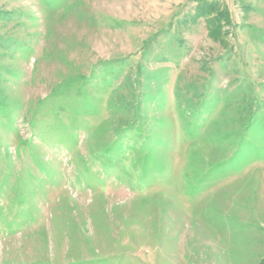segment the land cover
<instances>
[{
    "label": "rangeland",
    "instance_id": "374dc122",
    "mask_svg": "<svg viewBox=\"0 0 264 264\" xmlns=\"http://www.w3.org/2000/svg\"><path fill=\"white\" fill-rule=\"evenodd\" d=\"M204 1L222 36L200 0H0V264L264 259V0Z\"/></svg>",
    "mask_w": 264,
    "mask_h": 264
},
{
    "label": "trees",
    "instance_id": "16d2710c",
    "mask_svg": "<svg viewBox=\"0 0 264 264\" xmlns=\"http://www.w3.org/2000/svg\"><path fill=\"white\" fill-rule=\"evenodd\" d=\"M200 1H201V5L197 7L199 12L197 15L193 16V18L204 17L210 35L214 37L216 35L222 36L223 34L220 32L219 23L222 17H224L225 12L221 10L217 2L204 1V0L203 1L200 0ZM257 264H264V259H261Z\"/></svg>",
    "mask_w": 264,
    "mask_h": 264
}]
</instances>
